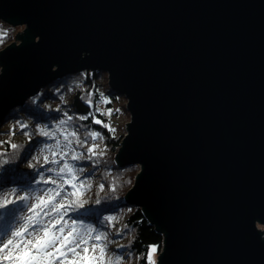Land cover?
Returning a JSON list of instances; mask_svg holds the SVG:
<instances>
[{"label": "water", "instance_id": "1", "mask_svg": "<svg viewBox=\"0 0 264 264\" xmlns=\"http://www.w3.org/2000/svg\"><path fill=\"white\" fill-rule=\"evenodd\" d=\"M0 20L23 27L0 50V122L57 77L104 71L161 264H264V0H0Z\"/></svg>", "mask_w": 264, "mask_h": 264}, {"label": "clouds", "instance_id": "2", "mask_svg": "<svg viewBox=\"0 0 264 264\" xmlns=\"http://www.w3.org/2000/svg\"><path fill=\"white\" fill-rule=\"evenodd\" d=\"M14 32L0 20V48L15 39ZM87 55L81 53V59ZM90 76L85 68L57 77L9 110V131L0 133V212L12 208L15 214L0 232V264H161L165 234L157 230L161 243L138 249L139 221L131 222L141 210L128 202L138 181L132 174H142L143 165L122 166L113 154L111 141L120 135L112 115L124 113L104 107L111 101L100 88L96 98ZM77 94L90 109L95 103L94 110L77 113L72 99ZM10 170L27 183L6 180Z\"/></svg>", "mask_w": 264, "mask_h": 264}, {"label": "trees", "instance_id": "3", "mask_svg": "<svg viewBox=\"0 0 264 264\" xmlns=\"http://www.w3.org/2000/svg\"><path fill=\"white\" fill-rule=\"evenodd\" d=\"M6 25V24H5ZM16 33H18V28H15V32L12 33V36L15 38ZM13 40H8V42L5 44V46L9 45V43L13 42ZM4 46V47H5ZM3 47V48H4ZM3 48H0L3 49ZM91 76L89 79V85L92 86V90L93 93L96 95V98L98 99V94L96 93V89L100 88L102 90H105V94L108 97V99L111 101V103H106L104 105V107L106 109H112L113 105L117 106V108H122L124 109V107L121 104V97L120 95H118L116 92L112 91L109 89V87L107 86V79H106V74L103 72H91ZM56 80V79H55ZM95 81V85H92V82ZM52 83V82H51ZM49 85V84H48ZM73 106L75 108V111L77 113L80 114H87L89 111L94 110L95 108V103L93 104V108L90 109L88 107V105L84 104L80 99H79V94H77V96L73 97ZM9 111L7 112V114L5 115V117H3L2 121L0 122V133H7L9 131V127H8V115ZM96 117L100 120H105V117L101 116L98 112L95 113ZM89 123L91 122V118L88 121ZM94 127H97L99 130H101L102 132H104L105 135H108L107 130L101 128L99 125H94ZM120 135V140L117 141H111L112 146H113V154L115 155L116 151L118 150L119 147V142L121 141L122 138V133L119 134ZM134 172L132 175L135 176ZM11 178L14 182L16 183H27V177L23 176L18 170H10L8 175L5 177V179H9ZM15 214V209H8L6 212H0V232L6 230L8 224L10 223L13 215ZM88 214V213H86ZM141 214V211H137L135 215H133L131 217V222L133 224H136L137 221H139V224L137 225L140 228V241L137 243L136 247L138 249H143L145 244H159L162 241V237L157 234V232H155L154 228L149 226L148 221L145 219V217ZM159 251V250H158ZM146 264V262H145Z\"/></svg>", "mask_w": 264, "mask_h": 264}, {"label": "rangeland", "instance_id": "4", "mask_svg": "<svg viewBox=\"0 0 264 264\" xmlns=\"http://www.w3.org/2000/svg\"><path fill=\"white\" fill-rule=\"evenodd\" d=\"M14 28H18L19 32L23 29V27H14ZM120 97L122 99L121 104L124 107L126 101L122 96H120ZM115 108H117V106L113 105L112 109H115ZM119 109L121 110L122 113H124V115L121 116L120 113H114L112 115V120L118 125L117 130H118L119 134H121V133L123 134V132H125V123H127V121H129V114L126 112L125 108L124 109L119 108ZM118 116L120 117L119 119H117ZM148 254L149 255L152 254L151 250H149Z\"/></svg>", "mask_w": 264, "mask_h": 264}, {"label": "snow or ice", "instance_id": "5", "mask_svg": "<svg viewBox=\"0 0 264 264\" xmlns=\"http://www.w3.org/2000/svg\"><path fill=\"white\" fill-rule=\"evenodd\" d=\"M154 251V250H153Z\"/></svg>", "mask_w": 264, "mask_h": 264}]
</instances>
